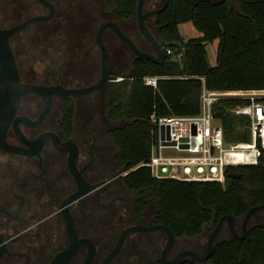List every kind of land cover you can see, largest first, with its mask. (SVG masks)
I'll return each mask as SVG.
<instances>
[{"label":"trees","instance_id":"obj_1","mask_svg":"<svg viewBox=\"0 0 264 264\" xmlns=\"http://www.w3.org/2000/svg\"><path fill=\"white\" fill-rule=\"evenodd\" d=\"M148 1H151L150 7L160 5V0H146L145 4ZM136 2L59 0L52 19L32 26L33 30H42V34L35 31L36 34L23 36L21 41L17 38L19 33L11 37L16 58L29 45L32 48L29 53L36 59L42 55L40 47L56 39L69 51L92 46L96 29L104 20L116 21L137 46L146 49L130 32V28L137 29ZM152 17L155 29L148 27L164 50H172L161 62L136 56L111 29L104 32L110 73L120 77L108 80L101 91L105 117L120 121L107 131L111 143L108 177L114 176L112 183L117 189L134 193V207L138 212L153 209L154 220L168 225L178 239L200 234L206 223L211 219L216 222L225 213L241 217L250 206L264 203V165L261 163L226 165L222 180L156 177L146 164L157 138L152 115L199 112L203 83L212 89L264 85V0H167L166 7ZM185 21H190L199 34L185 38L179 29V23ZM137 32L140 35L138 29ZM14 36L16 44H13ZM213 40H216V50L215 62L211 64L207 43ZM180 50L182 55L177 56ZM17 60L21 72V63ZM146 74L160 76L156 86L144 82ZM245 102L246 99L233 96L213 102V115L222 126L226 142L250 139L248 115L234 110ZM74 107V99L66 96L61 125L68 134L74 124ZM230 170L240 172V176L227 175ZM118 209L117 203L112 202L109 214H105L112 217L109 227L107 222H94L86 230L96 241L98 253L105 252L116 239L122 221ZM94 212L95 216L89 213L92 221L98 217V210ZM104 233L110 238L108 244L99 239ZM181 242L177 241L178 245ZM208 262L264 264V225L251 226L244 238L230 235L219 240ZM155 264L165 263L157 258ZM179 264L199 263L184 258Z\"/></svg>","mask_w":264,"mask_h":264},{"label":"flooded vegetation","instance_id":"obj_2","mask_svg":"<svg viewBox=\"0 0 264 264\" xmlns=\"http://www.w3.org/2000/svg\"><path fill=\"white\" fill-rule=\"evenodd\" d=\"M49 1L55 7L51 18L30 23L13 33L10 39L19 31H22L23 36L27 38L37 32L39 35L42 34V30H33L32 26L36 22H46L56 15L59 0ZM148 2L144 4L145 9L152 8L149 5L151 1ZM48 11V7L40 0H0V21L4 18L13 20L9 24L0 22V25L11 26L32 15L45 14ZM147 21V25L154 30L153 17H149ZM140 36L147 44L146 50H152L146 39L141 34ZM50 48H55L60 55L58 62L45 66L44 77L39 80L33 77L34 71L31 65L20 64L21 72L19 66L18 70L22 81L40 85L81 87L99 78L100 50L95 42V36L92 46H82L71 51L67 50V46L62 45L60 39H56L49 45L40 47L42 55L38 58L45 57ZM31 50V46H24L23 55L27 59H34L29 53ZM13 53L15 55L14 50ZM17 58L20 60L19 55ZM105 84L106 82L95 89L75 94L53 93L52 105L40 120L37 118L44 106L41 94L26 92L21 95L14 118L25 116L32 122L36 121V123H27L18 119L17 126L22 135L34 141L42 133L48 134L41 142L26 143L14 128L12 120L6 131V142L20 147L22 151L4 149L0 146V264H49L56 252L68 245L69 238L62 201L78 189V182L68 165L70 148L65 146L64 142L72 140L76 143L75 164L85 180L94 183L109 178L111 143L107 131L119 125L120 121H110L104 115L101 91ZM66 96L72 97L75 101L74 124L69 134L61 125L62 106ZM112 182V179L109 183L101 182L97 187L68 204L78 236L90 237L95 243L96 251L90 264H102L104 256L115 244L124 227L158 223L154 220L153 209L147 208L143 212H138L134 207V193L122 188L117 189ZM112 202H116L120 208L118 209L122 217L120 230L114 243L105 252L98 253L96 241L86 234V230L94 222H107L106 227L110 226L112 217L105 214H109ZM94 209L98 210V217L92 221L89 213L93 212L95 216ZM243 215L234 216V226L238 234H242L245 229H250L253 225H264V207L255 209L245 223ZM218 219L216 222L211 219L198 235L176 238L165 257L170 259L185 248L195 249L200 254L204 253L206 250L204 236L206 235L207 239L208 233L214 228ZM106 227L103 231L107 230ZM230 235L233 234L227 220L224 219L215 236V243ZM100 238L104 244L110 243V238L105 233ZM165 241L166 233L160 228L130 231L109 264H155L157 258L163 261L161 249ZM177 241L182 242L178 245ZM86 251L87 246L81 244L65 264H83ZM197 263L210 264L208 260L206 263Z\"/></svg>","mask_w":264,"mask_h":264},{"label":"water","instance_id":"obj_3","mask_svg":"<svg viewBox=\"0 0 264 264\" xmlns=\"http://www.w3.org/2000/svg\"><path fill=\"white\" fill-rule=\"evenodd\" d=\"M44 5H46L49 11L45 14H35L26 19L18 21L11 26H1L0 25V146L4 149H9L13 151H22L20 147L11 145L6 142V131L13 120V125L18 134L22 137V139L26 143H35V141L41 142L43 137L48 133H42L39 137H37L34 141L29 140L22 135L20 129L17 126L18 119H22L27 123H36L32 122L28 117L25 116H16L14 118V114L18 105L20 103L21 95L26 92H37L41 94L44 106L37 118L40 120L43 115L47 113L52 105V94L53 93H61V94H75L79 92H86L92 89H95L101 85H103L108 80H116L120 77H117L115 74L110 73L108 66V58L109 51L108 47L104 41L103 33L106 29H111L112 32L117 36L118 39L123 41L129 51L134 53L136 56L140 58H148L154 62H161L166 57V52L162 43L155 37L151 29L146 24L149 17L154 16L156 13L164 9L167 5V0H160V5L157 7H152L149 9L144 8V4L146 0H137L136 9L134 18L136 20V25L139 33L146 39V41L150 44L152 50H146L137 46L134 40L126 34L118 23L114 20H104L101 21L95 32V42L100 50V74L99 78L86 86L81 87H66L63 85H40L34 83H27L21 80L18 70L17 61L15 55L13 53V49L10 43V36L16 31L30 25V23L37 20H46L51 18L54 15L55 7L54 4L49 0H40ZM196 1V0H195ZM215 2L217 0H211ZM54 141L57 142V139L54 138ZM65 146L70 148V153L68 156V165L70 170L78 182V189L73 193L67 195L62 201V211L65 218L66 231L69 238V243L66 247L56 252L53 256L49 264H65L76 252L77 248L81 244H85L87 246V251L85 255V259L83 264H90L91 260L96 251V246L94 241L87 236H78L77 232L74 228V223L71 217V214L68 210V204L82 197L86 194L90 189L97 187L101 182L109 183L114 176L109 177L100 182L89 183L85 180L80 170L76 167L75 159L77 156V145L72 140H67L64 142ZM159 171L162 169L159 168ZM166 173V172H165ZM227 175L232 177L240 176V172L235 170H230ZM264 207V203L255 204L250 206L243 215V222L249 218L250 214L258 208ZM226 219L228 227L231 233L237 238H244L248 234L249 228L245 229L242 234H238L235 230L234 226V215L232 213H225L219 217L214 228L208 233L206 239V250L204 253L200 254L195 249L185 248L179 251L174 257L167 259L165 257L166 252L172 247L174 241L176 239L173 231L170 229L168 225L165 223H154L151 225L145 224H133L124 227L115 244L112 248L106 253L103 258L102 264H109L111 259L117 254L119 251L122 242L127 233L134 230H150L155 228H160L166 233V241L161 249V258L166 264H179L183 258L190 257L197 262L206 263L212 254L215 246V236L217 234L218 229L220 228L222 221Z\"/></svg>","mask_w":264,"mask_h":264},{"label":"built area","instance_id":"obj_4","mask_svg":"<svg viewBox=\"0 0 264 264\" xmlns=\"http://www.w3.org/2000/svg\"><path fill=\"white\" fill-rule=\"evenodd\" d=\"M172 53L171 48L165 49ZM182 51L177 52L181 56ZM160 76L146 74V84L156 86ZM203 81V77L200 76ZM240 97L246 102L234 107L249 118V140L226 142L212 105L220 97ZM156 141L146 161L156 177L187 180H222L224 167L236 164L264 165V85L254 88L212 89L202 84L200 109L195 114L152 115ZM176 149L178 152H170ZM159 168L162 171H159ZM166 172V173H165Z\"/></svg>","mask_w":264,"mask_h":264},{"label":"rangeland","instance_id":"obj_5","mask_svg":"<svg viewBox=\"0 0 264 264\" xmlns=\"http://www.w3.org/2000/svg\"><path fill=\"white\" fill-rule=\"evenodd\" d=\"M13 20L12 18H4L3 20H1V23L4 24H9L11 23ZM138 29V28H137ZM137 29L134 28H130V32L133 34V37L135 39L138 40V42L142 45V46H146L147 44L145 43L144 39L138 34ZM179 29L180 32L183 34V36L186 37H190V36H196L199 34V32L196 30V28L193 26V24L190 21H185V22H180L179 23ZM19 33L17 36V38L20 39V41L23 38V33L22 31L17 32ZM14 40H13V44H16V36H14ZM40 40L39 38L37 39V41ZM207 50H208V60L211 64H213L215 62V50H216V40H213L212 42L207 43ZM95 52V51H93ZM60 58V55L58 54V52H56L55 48H50L48 54L43 57V58H36V59H27L23 54L20 55V63L21 65H31L33 67V71H34V78L36 79H42L44 77L43 75V71H44V67L47 66L48 64L52 63V62H58L57 59ZM170 152H178L176 149H171L169 150ZM206 241V235L204 236V242Z\"/></svg>","mask_w":264,"mask_h":264}]
</instances>
